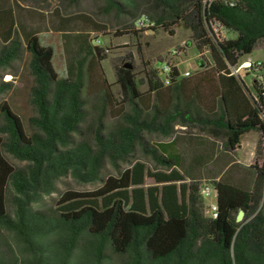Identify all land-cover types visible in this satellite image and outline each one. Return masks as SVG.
Segmentation results:
<instances>
[{
	"label": "trees",
	"instance_id": "1",
	"mask_svg": "<svg viewBox=\"0 0 264 264\" xmlns=\"http://www.w3.org/2000/svg\"><path fill=\"white\" fill-rule=\"evenodd\" d=\"M14 5L0 4V70L25 65L22 86L0 82V95H12L0 104V264H264V73L252 94L230 71L258 42L264 48V0H104V12L131 21L120 34L138 36L133 20L146 15L151 30L173 35L185 26L187 44L210 56L187 76L168 63L147 71L144 92L131 68L115 66L118 99L87 34H78L58 76L52 48L20 23ZM214 27L236 35L219 38ZM19 94L34 112L27 118L13 102ZM92 94L100 96V113L84 126ZM105 110L113 123L103 121ZM176 125L223 140L227 151L259 132L262 161L249 166L252 186L213 180L214 216L206 214L202 182L186 176L176 139L153 144L146 136L173 137ZM137 150L161 170L151 172ZM3 151L22 164H10ZM107 165L114 174H105ZM67 175L98 186L53 197ZM146 177L154 184L145 185Z\"/></svg>",
	"mask_w": 264,
	"mask_h": 264
},
{
	"label": "rangeland",
	"instance_id": "2",
	"mask_svg": "<svg viewBox=\"0 0 264 264\" xmlns=\"http://www.w3.org/2000/svg\"><path fill=\"white\" fill-rule=\"evenodd\" d=\"M15 1L19 6L15 7V12L19 18L20 23L26 28H37L39 30V38L44 45L50 46L53 50V67L58 76L65 75L67 61L71 58L77 50L79 44L78 34H87L86 39L98 46L100 49V56L104 55V59L100 61L101 68L107 83L110 85L112 96L116 99L120 96L119 85L116 82L115 66H122L125 63L130 64L132 71L137 80H142L138 85L140 92L147 89L145 74L147 71L154 68H164L168 63L176 66L183 75L185 71L195 73L200 70L206 63L210 62V56L207 50L203 53H197L193 44L188 45L190 31L185 26H178L174 29V34L170 35L163 29L142 31L138 36L132 34H120L124 32L123 23L131 22L126 18H119L114 13H106L103 11L104 0H0V4L4 6H15ZM62 29V30H61ZM222 39L234 38V32H223ZM128 56H131L129 58ZM251 59L253 61H260L262 67L260 70L240 71L239 76L245 83L248 90L253 94L252 82L255 77H259V73H264V48L262 42H258L250 54L241 57L239 62ZM200 62L203 66L200 67ZM25 61L22 60L14 64L13 68L0 70V82H12L14 86H22L19 82V73L24 68ZM11 71L17 73L14 78ZM163 75L162 73L160 74ZM11 93L0 95V104L11 103ZM25 101V102H24ZM16 106H22V113L27 118L34 112L24 94H19L13 100ZM22 102L25 104L22 105ZM101 99L97 94H92L87 97V109L89 117L84 126L95 124L97 116L100 113ZM103 121L111 124L115 121L110 116L108 110H105ZM1 124V117H0ZM176 146L181 145L187 147V154L185 158L189 157L190 148L196 143L195 135L204 138L202 132L195 127L185 128L181 125L175 126ZM153 143L170 142L172 137L164 138L157 134L146 135ZM5 135L0 132V139ZM249 139L244 136V143ZM201 140V139H200ZM216 143L212 149V156L207 162L206 169L203 173L205 175L218 174L215 164L217 157L215 154L223 148V140L215 139ZM184 154V152H183ZM6 160L12 164L19 166L22 163L13 158L10 154L3 151ZM135 156L143 161L147 168L154 172L161 170L156 168L150 158L142 156L137 150ZM241 157L242 154L239 153ZM255 159L261 163V155L255 152ZM253 172V171H252ZM113 169L107 165L105 174H114ZM222 178V177H221ZM154 181L151 177H146L145 185H152ZM98 184H79L74 179L67 175L57 183V193H62L66 190L89 191L97 187ZM50 201V200H49ZM203 202L206 206V213L210 216L211 204L215 203V193L211 190L210 194H203Z\"/></svg>",
	"mask_w": 264,
	"mask_h": 264
},
{
	"label": "crops",
	"instance_id": "3",
	"mask_svg": "<svg viewBox=\"0 0 264 264\" xmlns=\"http://www.w3.org/2000/svg\"><path fill=\"white\" fill-rule=\"evenodd\" d=\"M248 135L249 139L244 143L243 137ZM200 137L201 136L199 135H195L196 143L189 146L191 152L189 153V157H187V159L185 158L188 152L187 147L183 145H181V147H175V149L180 151L181 154L184 152V162L187 164L186 168H184L189 174L186 176L188 178L200 180L202 182V186L209 185L213 187V180H218L222 177L224 181L232 185L249 189L253 182V175L249 166L255 162L259 164L255 159L259 132L249 131L243 134L240 138L239 144L233 151H227L225 149L219 150L220 153L218 151V153L215 154V157L218 154L219 156L213 165L216 167L217 171H220L218 174L214 175H205L203 172L205 170L209 171V169H206V166L212 156V149L216 147V140H213L206 135H204V138ZM175 139L176 137L173 136L171 141H174ZM239 153L242 154L241 157L239 156Z\"/></svg>",
	"mask_w": 264,
	"mask_h": 264
},
{
	"label": "built area",
	"instance_id": "4",
	"mask_svg": "<svg viewBox=\"0 0 264 264\" xmlns=\"http://www.w3.org/2000/svg\"><path fill=\"white\" fill-rule=\"evenodd\" d=\"M153 26H154V22L146 15H140L133 20V27L135 30L148 31V30H151V28ZM214 32L219 38H222L224 36L222 34L224 31H222V29H219L218 27H214ZM261 65H262V63L260 61H253L251 59H246V60L239 62L236 66L231 67L230 71H231V74L238 76L240 71H242V70L250 71L252 68H258ZM189 74H191V73L188 71H185L183 75L187 76ZM211 190H213V187H211L209 185H204L201 187L200 192L202 195L203 194L208 195V194H210ZM210 208H211V212H212V214L210 216H214L215 210H216L215 204L212 203Z\"/></svg>",
	"mask_w": 264,
	"mask_h": 264
},
{
	"label": "water",
	"instance_id": "5",
	"mask_svg": "<svg viewBox=\"0 0 264 264\" xmlns=\"http://www.w3.org/2000/svg\"><path fill=\"white\" fill-rule=\"evenodd\" d=\"M93 47H94V50H95L96 57H99V56H100V49H99V47L96 46V45L93 46ZM199 65H200V67H202V66H203L202 62H200ZM123 67L131 68L130 64H128V63L123 64ZM245 90H246V89H245ZM244 214H245L244 210L240 209V210L237 212V214H236L235 221H236V222H241L242 219H243V217H244Z\"/></svg>",
	"mask_w": 264,
	"mask_h": 264
}]
</instances>
